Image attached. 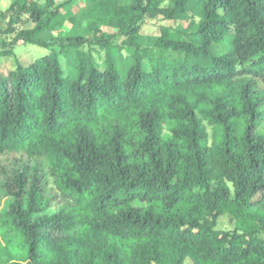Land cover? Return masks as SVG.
Instances as JSON below:
<instances>
[{
    "label": "trees",
    "instance_id": "1",
    "mask_svg": "<svg viewBox=\"0 0 264 264\" xmlns=\"http://www.w3.org/2000/svg\"><path fill=\"white\" fill-rule=\"evenodd\" d=\"M170 2L132 0L119 44L57 40L33 0L0 14V264H264V0ZM158 16L186 26L143 46Z\"/></svg>",
    "mask_w": 264,
    "mask_h": 264
},
{
    "label": "rangeland",
    "instance_id": "2",
    "mask_svg": "<svg viewBox=\"0 0 264 264\" xmlns=\"http://www.w3.org/2000/svg\"><path fill=\"white\" fill-rule=\"evenodd\" d=\"M14 0H0V14L8 9ZM39 6L45 8L49 13L54 14L53 19L49 22L47 33L59 41H64L67 37L83 36L91 38L94 29H98L100 33L113 35V41L117 44L121 42L123 37L118 33L119 19L125 10L132 5V0H52L49 4L47 0H33ZM68 2L67 4L63 3ZM171 6L170 0H162L161 7L167 8ZM122 10L119 13L118 10ZM2 20V21H1ZM5 21V20H4ZM0 22L3 19L0 17ZM186 26L185 22H174L165 20L162 16L155 19L144 18L140 23V43L143 46H150L158 38L161 27L175 30L178 25ZM17 30L31 29L35 24L28 16L22 18L21 23L17 26ZM14 36L0 38V41L10 43ZM14 52L18 55L23 64H27L32 59L48 52L47 49L40 48L18 42L13 46ZM214 52L217 55H223V50L219 45H214ZM99 64L102 62L103 53L95 55ZM8 64H12L9 61ZM2 61H0V67ZM1 71V68H0ZM209 136L211 135V127L203 123ZM19 156L7 155L0 157V168L5 163L12 162ZM49 188L53 187L52 179L49 178ZM232 190V189H231ZM10 198H3L0 201V211L3 210L6 202ZM236 228L235 220L229 215H222L217 221L216 229L224 231H233ZM258 238L264 239V232L258 234Z\"/></svg>",
    "mask_w": 264,
    "mask_h": 264
}]
</instances>
